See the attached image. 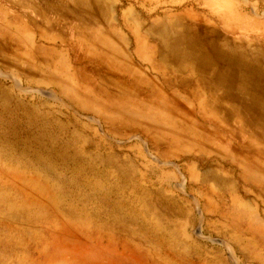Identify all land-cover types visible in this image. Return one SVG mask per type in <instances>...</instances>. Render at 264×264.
Here are the masks:
<instances>
[{"label":"rangeland","instance_id":"obj_1","mask_svg":"<svg viewBox=\"0 0 264 264\" xmlns=\"http://www.w3.org/2000/svg\"><path fill=\"white\" fill-rule=\"evenodd\" d=\"M78 1H39L49 6L42 28L51 35L41 39L32 24V57L9 35L0 41V264H109L84 255L91 249L131 264H264V250L248 248L250 196L264 187L216 181L217 172L249 173L233 176L226 155L196 149L198 135L212 132L226 153L246 158L264 142L244 125L242 132L230 123L209 127L197 105L198 121L174 108L171 122L160 121V107L124 104L110 81L120 80L119 59L110 62L105 49L108 36L120 40L124 11L83 9ZM175 3L178 10L164 13L184 16L186 1ZM249 6L264 8L260 0ZM139 13L146 23L162 11ZM53 33L64 42H52ZM209 161L220 168L210 175Z\"/></svg>","mask_w":264,"mask_h":264},{"label":"crops","instance_id":"obj_2","mask_svg":"<svg viewBox=\"0 0 264 264\" xmlns=\"http://www.w3.org/2000/svg\"><path fill=\"white\" fill-rule=\"evenodd\" d=\"M6 1L0 3V35H4L0 36V41L9 35L10 41L22 44L25 57H32L37 35L33 34L32 24L40 25L41 39L48 40L51 35L42 28V25H49V6L41 5L40 0ZM176 1L127 0L121 2L122 5L117 0L76 3L79 8L103 13L116 8L124 11V31L120 40L110 35V44L105 47L111 55L110 62L112 57L120 62L119 70L114 71L120 75V80L111 78V87L120 91L128 107H160L164 116L160 121L174 122L169 111L182 108L190 111L184 114L185 120L198 121L192 113V107L197 105L201 109L200 122L209 127L216 123L224 128L230 123L233 129L237 125L242 132L241 125H244L250 129V137L264 142V8L257 11L249 6L248 12L249 0H184L187 3L183 8L187 12L184 16L164 13L163 9L178 10ZM260 1L264 7V0ZM193 4H199L201 12ZM62 6L64 3L57 7ZM57 7L53 6L52 10ZM155 9L162 14L146 23L140 20V10ZM19 11H23L22 14ZM211 12L216 16L207 17ZM35 17L40 21L34 22ZM98 37L100 39L101 35ZM51 41L64 42V38L53 33ZM46 47L64 60V52L58 47ZM166 90L175 91L169 93ZM117 95L120 97L119 93ZM214 133L215 141L210 139L214 138ZM238 133V130L233 132ZM210 134L204 138L198 135L197 140H201L202 146L196 145V149L209 157L226 155L232 163L230 169L237 171L233 176L236 173L238 176L243 169L249 173L247 177L235 178L231 177L230 171L227 174L217 172L216 181H250L254 186L264 187V146H255V152L251 150L256 158H246L242 156L244 151L226 153L220 133ZM204 169L210 175L220 168L209 161ZM204 180H209V176ZM263 196L264 190L260 195L250 196L248 248L251 250H264ZM252 203L255 205L254 216ZM232 236L229 239L235 243L236 235L233 233ZM240 239H243L241 235Z\"/></svg>","mask_w":264,"mask_h":264},{"label":"bare ground","instance_id":"obj_3","mask_svg":"<svg viewBox=\"0 0 264 264\" xmlns=\"http://www.w3.org/2000/svg\"><path fill=\"white\" fill-rule=\"evenodd\" d=\"M79 255H81V253L79 251H77ZM77 254V253H76ZM92 254V257H89V258H92V259H97L98 258H102V259H105L109 262V264H131L129 263L128 259H124V258H119V256L116 255V257L114 258H111V257H107L103 252H99V251H95L94 249H91L89 250L86 254L84 255H91ZM83 255V254H82ZM81 255V256H82ZM88 260V259H87ZM87 262V261H86ZM138 264V263H137ZM201 264V263H200Z\"/></svg>","mask_w":264,"mask_h":264}]
</instances>
